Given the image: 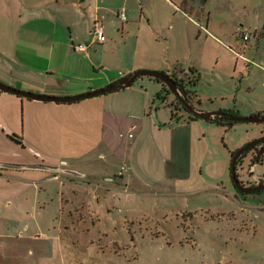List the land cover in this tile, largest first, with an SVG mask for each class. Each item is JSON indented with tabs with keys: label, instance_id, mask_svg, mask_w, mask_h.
<instances>
[{
	"label": "rangeland",
	"instance_id": "374dc122",
	"mask_svg": "<svg viewBox=\"0 0 264 264\" xmlns=\"http://www.w3.org/2000/svg\"><path fill=\"white\" fill-rule=\"evenodd\" d=\"M21 1L0 0V7L13 10ZM148 7L151 23L147 16L133 21L130 34L113 17L108 71L118 75L143 53L173 62L176 50L202 66L201 82L189 89L193 108L232 109L241 118L264 112V0H155ZM6 40L8 48L10 33ZM159 93L166 96L161 82L142 77L126 90L50 112L61 130L39 151L53 168L84 178L71 184L61 173L49 200L36 196L39 209L29 201L11 212L18 223L0 230L11 237L0 239V264H264V193L237 199L231 172L234 154L264 139V124L229 128L190 121L184 110L172 119L176 98L163 102ZM249 168L237 174L252 179ZM251 172L264 179V163Z\"/></svg>",
	"mask_w": 264,
	"mask_h": 264
},
{
	"label": "crops",
	"instance_id": "0c3cea01",
	"mask_svg": "<svg viewBox=\"0 0 264 264\" xmlns=\"http://www.w3.org/2000/svg\"><path fill=\"white\" fill-rule=\"evenodd\" d=\"M128 1L123 0L116 8H110L112 5L108 0H27L21 1L13 10L8 6L0 7V11H5L0 14V82L36 95L66 98L105 89L140 70L180 77L189 69V72L200 74L202 66L178 56L176 50L173 62L161 55L155 57L143 53L142 59L135 56L134 62L118 75L108 71L105 54L114 47L112 42L108 43V38L116 33L115 30L118 32V22H114L113 17L120 19L119 11L126 9L127 21H121L122 31L126 34L131 32V23L142 22L144 16L151 23L148 6L155 7V0H139V7L130 6ZM134 15L139 16L134 18ZM5 19L9 21V32L1 34ZM96 28L103 30L107 38L105 43L94 42ZM9 33L11 46L8 44L7 48L5 43ZM81 45L87 47L86 52L75 50ZM186 62L189 69L185 68ZM108 95L111 94L96 98ZM80 103H43L0 90V230L8 225L15 230L18 221L16 215L11 218V212L17 214L25 202L33 201V209H39L40 199L36 196L42 193L45 200H49L50 185L60 181L61 173L73 177L66 178L67 182L77 183L75 172L66 171L62 168L64 165L53 168L56 164L50 165L39 150L52 131L61 130L56 126L57 118L49 116L50 112ZM61 132L64 137L63 130ZM56 142L59 145L63 140L59 138ZM31 166L59 171L8 168ZM32 188L34 197L29 199L28 192ZM0 239L8 241L11 237L5 235Z\"/></svg>",
	"mask_w": 264,
	"mask_h": 264
},
{
	"label": "water",
	"instance_id": "95a60500",
	"mask_svg": "<svg viewBox=\"0 0 264 264\" xmlns=\"http://www.w3.org/2000/svg\"><path fill=\"white\" fill-rule=\"evenodd\" d=\"M142 77H149L152 78L154 80H158L161 83L167 85L169 87V89L175 94V96L181 101V103L184 105L185 109L188 110L192 117L190 118V121H198V120H203V121H214L215 118L219 117L221 119V116L224 115L223 112H203V111H199L196 110L195 108H193L190 105V102L188 100V98L186 96H181L179 95L178 91H177V84L176 82H174V80L172 79V77H170L169 75H166L162 72H157V71H147V70H141L138 72H135L134 74H131L127 77H125L124 79H122L121 81H119L116 84H113L105 89L102 90H96V91H92L86 94H82V95H78V96H74V97H66V98H60V97H51V96H41V95H36V94H32V93H28V92H24V91H20L17 89H14L12 87H9L7 85H5L4 83L0 82V90L4 93H9V94H13L19 97H23L29 100H33V101H38V102H43V103H56V104H74V103H79L85 100H89L92 98H96V97H100L103 95H107V94H112V93H116L122 90H125L127 88L132 87L136 81ZM240 121H245V122H249V123H256V124H264V119L260 118L259 116H255L252 118H245V119H240ZM171 126H168V128H170ZM259 143L264 144V139L261 140H257L251 144H249L247 147L239 150L233 158V162H232V166H231V172H232V180L234 181V183L239 186V181L237 179V166H238V161L239 158L245 154L246 152L249 151V149ZM264 153V150L261 151V154ZM257 160L252 161L250 164V168H249V172L251 171V168H253L256 164V161L258 162L259 159L256 158ZM10 169H16V170H47L49 172H57L59 170H53L50 168H45V167H35V166H31V167H8ZM76 176H79V174H75ZM264 181V179H262Z\"/></svg>",
	"mask_w": 264,
	"mask_h": 264
},
{
	"label": "flooded vegetation",
	"instance_id": "af4514ba",
	"mask_svg": "<svg viewBox=\"0 0 264 264\" xmlns=\"http://www.w3.org/2000/svg\"><path fill=\"white\" fill-rule=\"evenodd\" d=\"M196 74L197 73L191 71V72H187L184 76H181V77L177 76L176 74H173L172 76L170 75V77H172L174 82H176V84H177V91H178L179 95L185 96L187 93V97H188V99H190V101L193 100L191 97V91L189 90L190 87L191 86H197L199 84V82H201L200 77H197ZM161 84L163 85V91L166 93V96H163L162 93H159L156 96L158 100H163V102H165L164 100H166L167 96L171 95V94L176 98L177 108L175 106V109L173 110V114H174L173 118L177 117L178 113L181 110H184L187 113H189V117L191 118L192 117L191 113L185 109L184 105L175 96V94L169 89V87L163 83H161ZM221 112H223L224 115L221 116V119L219 117L215 118L214 122H221L222 125L224 124V125L228 126L229 128H232L237 123L245 122V121H240V119H245V118L239 117L236 113H234V110H232V109L231 110H222ZM255 116H259L260 118L264 119V112L256 113V115H254L252 117H255ZM247 123H249V122H247ZM248 145H246L245 147H247ZM241 149H243V148H241ZM262 150H264V144L259 143L255 146L251 147L248 152L243 154L239 158V161H238L237 173H238L239 168L240 169L243 168L244 165L247 163L251 164L252 161L257 160L256 158L259 159L258 162L256 161V163H255L256 165L263 164L264 163V153L261 154ZM250 177H252V179L248 178L245 180V179H242V177H240L239 174H237L239 186H237L233 181V187H234L237 199L242 200V201H246L248 199V197H250V196H258V195L261 196V194L264 193V181L261 178L259 179V178L254 177L251 171H250ZM255 199H258V198L256 197ZM259 200H261V199H259Z\"/></svg>",
	"mask_w": 264,
	"mask_h": 264
},
{
	"label": "built area",
	"instance_id": "2783aa9c",
	"mask_svg": "<svg viewBox=\"0 0 264 264\" xmlns=\"http://www.w3.org/2000/svg\"><path fill=\"white\" fill-rule=\"evenodd\" d=\"M118 16L121 19V21L126 22L127 21L126 9L125 8L121 9L119 11ZM93 39H94L95 43H97V42L105 43L107 40V38H106V36H105V34L101 28L95 29V31L93 32ZM245 39H247V36L245 37ZM75 50L79 51V52H86L87 47L84 45H81V46L75 47Z\"/></svg>",
	"mask_w": 264,
	"mask_h": 264
},
{
	"label": "trees",
	"instance_id": "16d2710c",
	"mask_svg": "<svg viewBox=\"0 0 264 264\" xmlns=\"http://www.w3.org/2000/svg\"><path fill=\"white\" fill-rule=\"evenodd\" d=\"M186 97H187V93H186V95H185ZM188 98V97H187ZM189 100V99H188ZM176 108H177V105H176ZM174 117V114H173V116H172V119H174L173 118ZM218 124H221V122H217ZM222 125V124H221Z\"/></svg>",
	"mask_w": 264,
	"mask_h": 264
}]
</instances>
